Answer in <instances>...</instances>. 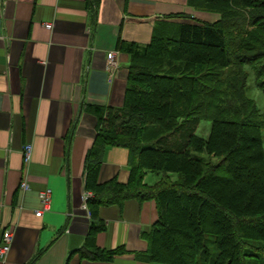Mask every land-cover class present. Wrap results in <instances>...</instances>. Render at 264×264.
Returning a JSON list of instances; mask_svg holds the SVG:
<instances>
[{"label":"trees","instance_id":"16d2710c","mask_svg":"<svg viewBox=\"0 0 264 264\" xmlns=\"http://www.w3.org/2000/svg\"><path fill=\"white\" fill-rule=\"evenodd\" d=\"M188 2L219 17L172 14L155 21L149 42L120 41L131 60L124 102L89 105L98 123L86 154L83 255L120 250L96 245L101 205L155 198L148 259L264 264V110L248 92L250 77L264 92V0ZM204 118L212 120L206 137L196 131ZM109 145L130 150L126 182L98 179ZM149 171L156 181L145 180Z\"/></svg>","mask_w":264,"mask_h":264},{"label":"crops","instance_id":"0c3cea01","mask_svg":"<svg viewBox=\"0 0 264 264\" xmlns=\"http://www.w3.org/2000/svg\"><path fill=\"white\" fill-rule=\"evenodd\" d=\"M177 13L219 15L188 0H0V244L14 233L0 264H165L145 255L155 198L99 207L96 245L119 252L92 258L80 248L91 228L86 154L98 123L89 105L123 104L131 60L119 42L147 43L155 21ZM129 163L127 146L109 145L98 179L128 181ZM47 188L51 200L37 214Z\"/></svg>","mask_w":264,"mask_h":264},{"label":"built area","instance_id":"2783aa9c","mask_svg":"<svg viewBox=\"0 0 264 264\" xmlns=\"http://www.w3.org/2000/svg\"><path fill=\"white\" fill-rule=\"evenodd\" d=\"M48 26H51V23H47ZM108 65L110 67H115L117 65V60L115 58V52L114 50H111L108 52ZM32 152H33V144L29 143L26 146V159L30 160L32 157ZM24 187L28 188L29 187V182L24 183ZM91 194L90 191L87 192L88 196ZM51 200V189L47 188L43 193H42V201H43V207L36 209L37 214H41L43 212V209L46 207V205L50 202ZM2 206V203H0V207ZM85 206H87L85 202ZM14 238V233L13 230L7 229L4 234V238L2 243L0 244V255L3 257H6L7 254L9 253L11 246H12V241Z\"/></svg>","mask_w":264,"mask_h":264},{"label":"rangeland","instance_id":"374dc122","mask_svg":"<svg viewBox=\"0 0 264 264\" xmlns=\"http://www.w3.org/2000/svg\"><path fill=\"white\" fill-rule=\"evenodd\" d=\"M216 17H219V15H217ZM248 82H249V89H248L249 94L253 98L256 99L260 108L264 110V92L259 87H257V85L254 83L252 77H250ZM211 125H212V120L209 118L208 119L204 118L200 121L196 131L198 134L206 137L210 132ZM198 153L201 156L208 157V154L206 151H199ZM212 159L217 160L218 156H214V157H212ZM176 175L177 174L175 173L173 175V177H176ZM155 176H157V175L154 171H149V175H148L147 179L153 181L155 179ZM207 210H208V213H209V210L211 211V213H214V210L212 208H209V209L207 208Z\"/></svg>","mask_w":264,"mask_h":264}]
</instances>
